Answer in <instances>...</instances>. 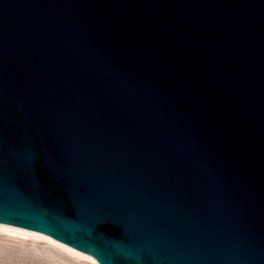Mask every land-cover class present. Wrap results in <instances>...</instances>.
<instances>
[{
	"label": "water",
	"instance_id": "95a60500",
	"mask_svg": "<svg viewBox=\"0 0 264 264\" xmlns=\"http://www.w3.org/2000/svg\"><path fill=\"white\" fill-rule=\"evenodd\" d=\"M0 222L264 264V0H0Z\"/></svg>",
	"mask_w": 264,
	"mask_h": 264
},
{
	"label": "rangeland",
	"instance_id": "374dc122",
	"mask_svg": "<svg viewBox=\"0 0 264 264\" xmlns=\"http://www.w3.org/2000/svg\"><path fill=\"white\" fill-rule=\"evenodd\" d=\"M48 251L59 260H55ZM61 260H65L62 264H92L88 259L73 256L42 237L0 229V264H58Z\"/></svg>",
	"mask_w": 264,
	"mask_h": 264
},
{
	"label": "bare ground",
	"instance_id": "6f19581e",
	"mask_svg": "<svg viewBox=\"0 0 264 264\" xmlns=\"http://www.w3.org/2000/svg\"><path fill=\"white\" fill-rule=\"evenodd\" d=\"M0 229L1 230H8V231H13L14 233H16V234H19V235H31V236H35V237H42V238H44L45 240H47V241H49V242H51V243H53V244H55V245H57V246H59L61 249H63V250H65L66 252H68L69 254H71V255H73V256H76V257H82V258H86V259H88L89 261H91L92 262V264H97L95 261H94V259L93 258H91L90 256H88V255H85V254H83V253H80V252H78V251H76V250H74V249H72V248H70V247H68V246H66V245H64V244H61V243H59V242H57V241H55V240H52L51 238H49V237H47V236H45V235H43V234H40V233H36V232H33V231H29V230H24V229H20V228H16V227H11V226H8V225H3V224H0ZM49 253H51L53 256H54V258H55V260H59V258L58 257H56V255L54 254V253H52L51 251H48ZM42 253V252H41ZM48 255H50V254H48ZM63 261H65V260H61L60 261V263L59 262H57L58 264H62V262ZM65 264H69V263H66L65 262Z\"/></svg>",
	"mask_w": 264,
	"mask_h": 264
}]
</instances>
